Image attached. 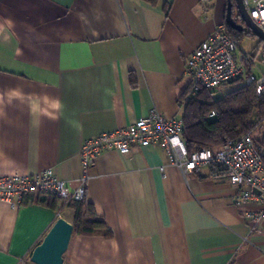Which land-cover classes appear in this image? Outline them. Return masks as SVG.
<instances>
[{
  "label": "crops",
  "instance_id": "crops-1",
  "mask_svg": "<svg viewBox=\"0 0 264 264\" xmlns=\"http://www.w3.org/2000/svg\"><path fill=\"white\" fill-rule=\"evenodd\" d=\"M226 4L0 0V175L51 168L73 189L83 141L152 108L182 117L185 60L225 23ZM238 188L206 169L184 178L158 146L102 151L85 196L111 236L72 233L63 264H264V219L242 217L261 203L237 205ZM35 194L18 206L0 199V264H33L55 219L72 223V210Z\"/></svg>",
  "mask_w": 264,
  "mask_h": 264
},
{
  "label": "built area",
  "instance_id": "built-area-1",
  "mask_svg": "<svg viewBox=\"0 0 264 264\" xmlns=\"http://www.w3.org/2000/svg\"><path fill=\"white\" fill-rule=\"evenodd\" d=\"M242 1L250 18L264 31V0ZM252 59V55L240 50L239 44L228 34L225 23L217 24L185 60L184 71L189 78L186 96H195L201 88L215 89L238 78H244L246 83L253 82L256 93L260 94L264 91V75L247 74L246 64L252 63ZM213 115L214 112L209 114ZM182 129V117L168 118L152 108L127 126L83 141L79 152L82 175L75 188H70L65 180L47 168L32 175H0V199L18 206L26 196L40 193L64 202L80 201L85 197L88 169L97 154L113 149L127 156L141 148L158 146L164 150L168 165L176 167L184 178L189 173L206 169L208 177L225 179L239 187L237 205L258 197L259 209L242 211L244 221L255 227L264 219V159L253 132L226 140L217 147H203L189 153ZM159 168L163 170L164 166Z\"/></svg>",
  "mask_w": 264,
  "mask_h": 264
},
{
  "label": "trees",
  "instance_id": "trees-1",
  "mask_svg": "<svg viewBox=\"0 0 264 264\" xmlns=\"http://www.w3.org/2000/svg\"><path fill=\"white\" fill-rule=\"evenodd\" d=\"M143 1L155 4L158 0ZM233 16L237 23H242L237 15ZM225 26L228 34L239 44L246 30L238 31L227 24ZM246 68L247 74L251 73V63L246 64ZM241 79L244 78L236 80ZM179 102L182 106V138L189 153L203 147H217L226 140L236 139L252 131L253 139L260 147V154L264 159V132L260 136L254 134L257 128L264 126V91L257 94L253 82H244L217 99L214 98V89L201 88L195 96H186L185 90ZM211 112L214 115L210 117ZM35 195L39 197V201H45L52 208L73 211V234L90 235L100 232L105 237L111 236V230L103 218L97 215L94 205L86 196L80 201L57 203L54 197L40 193Z\"/></svg>",
  "mask_w": 264,
  "mask_h": 264
},
{
  "label": "water",
  "instance_id": "water-1",
  "mask_svg": "<svg viewBox=\"0 0 264 264\" xmlns=\"http://www.w3.org/2000/svg\"><path fill=\"white\" fill-rule=\"evenodd\" d=\"M237 15L242 23H237L233 15ZM225 24L231 29L241 31L247 28L260 42H264L262 31L250 18L242 0H227ZM73 224L64 217L58 216L41 241L32 249L29 260L33 264H63Z\"/></svg>",
  "mask_w": 264,
  "mask_h": 264
},
{
  "label": "rangeland",
  "instance_id": "rangeland-1",
  "mask_svg": "<svg viewBox=\"0 0 264 264\" xmlns=\"http://www.w3.org/2000/svg\"><path fill=\"white\" fill-rule=\"evenodd\" d=\"M246 32L242 35L239 41V48L245 53L252 55L251 72L255 77L264 75V42L258 40V38L249 33V30L245 28ZM244 79L234 80L225 84H222L214 89V98L223 97L226 93L230 92L243 85ZM264 132V126L257 128L254 131L255 136H260Z\"/></svg>",
  "mask_w": 264,
  "mask_h": 264
}]
</instances>
